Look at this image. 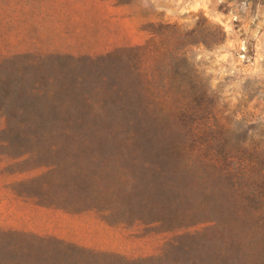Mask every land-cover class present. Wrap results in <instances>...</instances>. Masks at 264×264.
<instances>
[{"label":"rangeland","instance_id":"374dc122","mask_svg":"<svg viewBox=\"0 0 264 264\" xmlns=\"http://www.w3.org/2000/svg\"><path fill=\"white\" fill-rule=\"evenodd\" d=\"M248 244L264 0H0V264H229Z\"/></svg>","mask_w":264,"mask_h":264},{"label":"trees","instance_id":"16d2710c","mask_svg":"<svg viewBox=\"0 0 264 264\" xmlns=\"http://www.w3.org/2000/svg\"><path fill=\"white\" fill-rule=\"evenodd\" d=\"M51 128L58 126L57 123L49 122L47 123ZM64 129L70 130V128H76L75 124L70 122H63ZM241 251V250H240ZM241 258L236 257L235 260L230 259L229 264H264V250L253 247V245L248 244V247L242 249Z\"/></svg>","mask_w":264,"mask_h":264}]
</instances>
